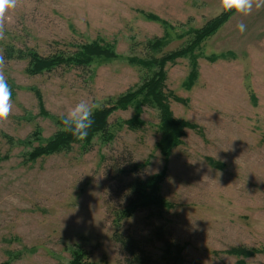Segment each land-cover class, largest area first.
Here are the masks:
<instances>
[{
    "label": "rangeland",
    "instance_id": "374dc122",
    "mask_svg": "<svg viewBox=\"0 0 264 264\" xmlns=\"http://www.w3.org/2000/svg\"><path fill=\"white\" fill-rule=\"evenodd\" d=\"M221 12V0H17L7 10L2 56L10 40L44 55L98 40L116 57L38 75L26 72L27 60L5 59L2 71L16 95L0 120V264H69L73 250H84L95 264H127L113 239L122 186L162 172L161 193L172 206L153 223L139 211L124 220L125 232L147 236L162 223L183 244L186 264H235L243 257L226 252L235 246L259 248L245 264H264V7L233 14L193 55L167 64V91L181 99L170 97L172 111L199 126L187 129L168 161L156 146L159 113L150 106L135 128L124 124L132 107L116 111L112 141L96 137L88 151L75 145L25 161L57 131L54 117L82 100L101 106L133 89L149 72L135 58L185 46L194 29ZM239 23L247 26L244 33ZM160 38L164 46L150 45ZM194 63L197 78L190 81ZM35 91L53 118L41 114ZM29 137L31 145L21 143ZM144 162L131 177L116 172ZM161 246L156 241L151 251L159 255Z\"/></svg>",
    "mask_w": 264,
    "mask_h": 264
},
{
    "label": "trees",
    "instance_id": "16d2710c",
    "mask_svg": "<svg viewBox=\"0 0 264 264\" xmlns=\"http://www.w3.org/2000/svg\"><path fill=\"white\" fill-rule=\"evenodd\" d=\"M233 14L235 12L223 11L216 17L209 19L201 28L192 31L194 37L181 48L172 50L162 56L153 55L150 60L135 58L134 61H137L149 71L148 74L133 89H129L117 97L109 98L98 109L94 110V123L89 129V135L85 140H78L69 132L63 131L61 117H54V123L58 127L57 131L49 137L45 144H40L28 152L25 161L32 163L41 157L71 151L75 145H81L84 151H88L93 146L96 137L101 139V141H105V143L112 141L115 138V133L111 128L113 126L110 123L111 116L118 110H127L132 107L134 115L126 119L124 124L134 128L140 127L144 124L141 115L145 106L158 110L160 138L156 146L161 151L165 160L168 161L173 150L183 143L187 129H199V126L187 119L175 116L172 111L170 97H173L177 101L181 99L173 92L167 91L166 66L168 63L176 62L181 57L193 55L195 50L226 24ZM147 17L154 21H162L155 14L150 13ZM164 40L163 38L155 39L150 42V45L160 48L164 46ZM3 46V57L6 61L27 60L26 72L32 75H38L46 71L50 72L60 67L88 68L96 59L103 58L109 60L116 57L111 46L103 44L98 40L79 44L76 46V51L61 49L48 55L41 54L34 47L22 49L13 40L3 43ZM196 69V63H194L189 76L190 81H194L197 78ZM35 93L39 101L41 114L53 118V115L49 114L45 109L41 92L35 91ZM15 95L16 93L12 90V98ZM33 136H37L36 139L41 137V130L37 128L33 132ZM24 142L29 143L27 145L32 144L30 137L26 141H21L22 144H25ZM2 159L4 158L0 157V161ZM146 164L145 162L140 164L130 163L127 168H118L116 172H119V175L130 176V174L133 175L140 172L141 169L145 168ZM163 177L164 172L146 178L137 177L126 184L123 183L122 190L125 192V196L123 197L124 204L121 209L114 210L112 223L114 227L113 239L120 244L127 264L187 263L183 244L179 240L170 238L168 236L170 235L168 228L162 225V223L161 225H153L149 235L142 237L125 232L122 228L124 220L134 217L139 211L145 210L146 217L151 223H153V217H156L157 220L164 218L165 211L172 205L161 193L160 183ZM156 241L162 242L161 253L159 255L151 251L152 245ZM260 251L256 247L235 246L226 252L243 257L235 264H245L246 257H252ZM10 263L11 260H7L5 264ZM69 264H95V262L89 259L88 253L84 250H73Z\"/></svg>",
    "mask_w": 264,
    "mask_h": 264
},
{
    "label": "clouds",
    "instance_id": "9594fccd",
    "mask_svg": "<svg viewBox=\"0 0 264 264\" xmlns=\"http://www.w3.org/2000/svg\"><path fill=\"white\" fill-rule=\"evenodd\" d=\"M17 0H0V34L3 33V20L7 10L14 9ZM222 10L235 12L239 15L251 14L253 7L259 9L264 7V0H221ZM239 32L246 31L244 23L237 24ZM5 58L0 55V120L6 119L12 109V89L2 71ZM100 107L99 104L89 105L86 101H80L72 108L67 115L61 116L62 130L69 132L78 140H85L89 135V129L94 123V110Z\"/></svg>",
    "mask_w": 264,
    "mask_h": 264
}]
</instances>
